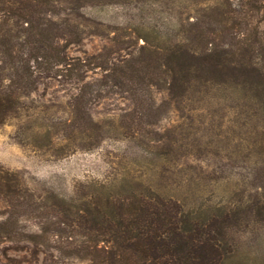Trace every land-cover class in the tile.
<instances>
[{
  "label": "rangeland",
  "instance_id": "1",
  "mask_svg": "<svg viewBox=\"0 0 264 264\" xmlns=\"http://www.w3.org/2000/svg\"><path fill=\"white\" fill-rule=\"evenodd\" d=\"M214 1L92 0L75 14L60 13L79 30L80 42L66 53L81 60L99 53L110 60L138 57L142 44L162 52L161 44L209 32ZM94 71L87 80L99 76ZM74 92L66 82L48 81L24 100L20 118L0 125V264H91L76 254L86 241L78 215L116 208L115 199L127 206L148 190L171 198L183 216L213 219L220 264H264V160L255 131L233 114L171 101L147 126L152 141L145 143L117 126L129 102L115 87L101 86V96L86 105L95 133L40 146L32 119L65 120ZM153 96L156 104L166 98ZM35 240L44 241L36 246L41 252L33 249Z\"/></svg>",
  "mask_w": 264,
  "mask_h": 264
},
{
  "label": "trees",
  "instance_id": "2",
  "mask_svg": "<svg viewBox=\"0 0 264 264\" xmlns=\"http://www.w3.org/2000/svg\"><path fill=\"white\" fill-rule=\"evenodd\" d=\"M90 1L0 0V125L20 118L24 100L57 80L75 92L67 99L65 120L32 119L38 144L53 147L63 139L91 136L97 124L86 105L101 96V86L115 87L130 104L117 125L130 138L150 143L147 126L173 101L192 110L205 107L212 115L233 114L246 131L256 132L264 160V0H215L207 15L209 32L161 44L162 52L142 44L138 57L129 53L110 60L99 53L81 60L66 53L80 42L79 30L60 13L70 16ZM93 70L99 76L87 80ZM153 91L166 94L161 104ZM133 199L127 206L115 199L116 208L83 209L85 215L78 216L86 241L76 254L91 264L221 263L213 219L183 216L175 201L153 191ZM42 242L35 240L33 249Z\"/></svg>",
  "mask_w": 264,
  "mask_h": 264
}]
</instances>
